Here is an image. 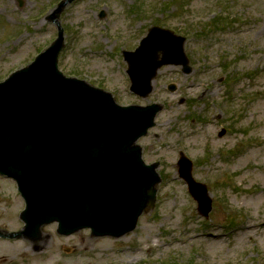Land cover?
I'll use <instances>...</instances> for the list:
<instances>
[{
  "label": "rangeland",
  "instance_id": "1",
  "mask_svg": "<svg viewBox=\"0 0 264 264\" xmlns=\"http://www.w3.org/2000/svg\"><path fill=\"white\" fill-rule=\"evenodd\" d=\"M59 1L0 0V82L55 40L56 27L44 17ZM60 23L65 48L58 68L65 76L110 92L122 106L163 105L156 126L138 142L147 164L160 163L156 210L118 240L82 231L55 238L34 258L23 240L0 241V259L264 264V0H75ZM153 26L186 38L193 70L184 75L179 67H163L141 99L129 91L122 53L134 51ZM181 151L213 199L206 219L178 178ZM22 205L15 183L0 177V222L16 220ZM54 231V225L47 229Z\"/></svg>",
  "mask_w": 264,
  "mask_h": 264
},
{
  "label": "water",
  "instance_id": "2",
  "mask_svg": "<svg viewBox=\"0 0 264 264\" xmlns=\"http://www.w3.org/2000/svg\"><path fill=\"white\" fill-rule=\"evenodd\" d=\"M72 1H63L51 17L58 39L0 83V174L17 183L26 203L25 230L10 237L36 238L41 226L56 222L60 235L90 229L96 238H119L155 203L157 165L143 163L135 142L154 125L161 106L120 107L111 94L58 71L63 49L58 16ZM165 37L175 38L153 28L135 53L124 54L131 90L142 97L162 65L188 63L182 39L174 59H158ZM180 166L207 215L211 201L205 187L192 180L185 159Z\"/></svg>",
  "mask_w": 264,
  "mask_h": 264
},
{
  "label": "flooded vegetation",
  "instance_id": "3",
  "mask_svg": "<svg viewBox=\"0 0 264 264\" xmlns=\"http://www.w3.org/2000/svg\"><path fill=\"white\" fill-rule=\"evenodd\" d=\"M34 250H35V248H34ZM36 251H38V250H36Z\"/></svg>",
  "mask_w": 264,
  "mask_h": 264
}]
</instances>
